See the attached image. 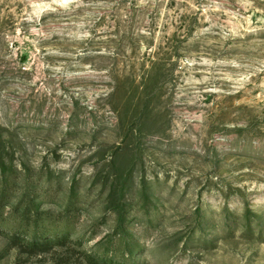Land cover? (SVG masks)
Returning a JSON list of instances; mask_svg holds the SVG:
<instances>
[{
    "label": "rangeland",
    "instance_id": "rangeland-1",
    "mask_svg": "<svg viewBox=\"0 0 264 264\" xmlns=\"http://www.w3.org/2000/svg\"><path fill=\"white\" fill-rule=\"evenodd\" d=\"M117 228L140 264H264V0H0V264Z\"/></svg>",
    "mask_w": 264,
    "mask_h": 264
},
{
    "label": "trees",
    "instance_id": "trees-1",
    "mask_svg": "<svg viewBox=\"0 0 264 264\" xmlns=\"http://www.w3.org/2000/svg\"><path fill=\"white\" fill-rule=\"evenodd\" d=\"M26 210L22 211V215L25 214ZM118 222L120 225L121 221ZM27 235L13 231L10 234V245L21 247L22 250L28 252L47 251L49 248L63 245L67 239V235L59 233L57 226L52 228L50 233H47L44 237L32 235L31 238L26 239ZM132 248H135V246H129L127 236L117 228L114 229L113 235L108 234L99 237L93 243L90 252L83 250L82 258L80 257L76 264H122L124 256H127L126 260H130L128 264H140L136 260L138 252L131 251L130 257L127 253H124L125 249L129 252Z\"/></svg>",
    "mask_w": 264,
    "mask_h": 264
}]
</instances>
